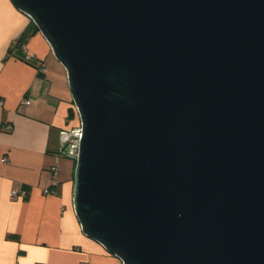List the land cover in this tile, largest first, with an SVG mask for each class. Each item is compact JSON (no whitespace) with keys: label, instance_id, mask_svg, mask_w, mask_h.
Masks as SVG:
<instances>
[{"label":"water","instance_id":"1","mask_svg":"<svg viewBox=\"0 0 264 264\" xmlns=\"http://www.w3.org/2000/svg\"><path fill=\"white\" fill-rule=\"evenodd\" d=\"M67 73L74 209L123 264H264V0H11Z\"/></svg>","mask_w":264,"mask_h":264},{"label":"crops","instance_id":"2","mask_svg":"<svg viewBox=\"0 0 264 264\" xmlns=\"http://www.w3.org/2000/svg\"><path fill=\"white\" fill-rule=\"evenodd\" d=\"M20 40L34 63L19 49L9 53ZM79 123L49 43L11 0H0V264H123L83 233L75 213V160L61 156L60 132Z\"/></svg>","mask_w":264,"mask_h":264},{"label":"built area","instance_id":"3","mask_svg":"<svg viewBox=\"0 0 264 264\" xmlns=\"http://www.w3.org/2000/svg\"><path fill=\"white\" fill-rule=\"evenodd\" d=\"M19 50L25 54V58L27 61L31 60V56L29 55V53L27 51L26 44H22L20 46ZM38 70H39L40 74H44L47 71L44 64H40ZM23 104L29 105L30 101L25 100V101H23ZM76 112H77V109H76ZM60 136H61V148H60L61 156H66V157H69L72 159L77 157L78 149H79V143H80V140L82 138V127H81V125L75 129L73 128L70 130H62L60 132ZM2 161L6 162L7 160L3 159ZM55 170H56V168L53 167L52 171H55ZM46 193H49V191H47ZM11 195L13 197L23 198L26 196V192L14 190V191H12Z\"/></svg>","mask_w":264,"mask_h":264},{"label":"trees","instance_id":"4","mask_svg":"<svg viewBox=\"0 0 264 264\" xmlns=\"http://www.w3.org/2000/svg\"><path fill=\"white\" fill-rule=\"evenodd\" d=\"M32 28H34L35 30H38L37 26H36L33 22H32ZM24 41H25V40H24ZM24 41L22 42V40H20V41H18L17 43H15L14 46H11V48H10V50H9V53H14L16 49H19L20 46H21L22 44H25ZM19 57L22 58V59H24V60H26L25 56H21V55H19ZM29 62L34 63V62L31 61V60H30ZM39 66H40V65H39ZM39 66H37V67L39 68ZM40 75H42V74H40ZM75 166H76V161H75ZM74 171H75V170H74Z\"/></svg>","mask_w":264,"mask_h":264},{"label":"rangeland","instance_id":"5","mask_svg":"<svg viewBox=\"0 0 264 264\" xmlns=\"http://www.w3.org/2000/svg\"><path fill=\"white\" fill-rule=\"evenodd\" d=\"M80 125H81V123H79L76 127H74V129H75V128H78Z\"/></svg>","mask_w":264,"mask_h":264}]
</instances>
